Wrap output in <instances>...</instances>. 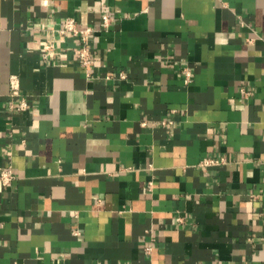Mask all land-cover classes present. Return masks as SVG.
Listing matches in <instances>:
<instances>
[{"label": "crops", "instance_id": "crops-1", "mask_svg": "<svg viewBox=\"0 0 264 264\" xmlns=\"http://www.w3.org/2000/svg\"><path fill=\"white\" fill-rule=\"evenodd\" d=\"M5 169L0 264H264V0H0Z\"/></svg>", "mask_w": 264, "mask_h": 264}, {"label": "built area", "instance_id": "built-area-1", "mask_svg": "<svg viewBox=\"0 0 264 264\" xmlns=\"http://www.w3.org/2000/svg\"><path fill=\"white\" fill-rule=\"evenodd\" d=\"M115 21V16L113 12L110 9H107L102 13L101 16V23L102 26L105 29H109L112 26V23ZM96 32L94 27L87 25L86 27L82 25L80 21L75 19L74 17H68L65 20L64 26L60 30L61 39L64 41L65 36L67 34H73L75 37H77L81 42V48L78 50V57L80 62L84 66H88L92 52L90 48V40L93 34ZM57 49L58 46L55 42V40H44L43 45L41 46V51L43 55V59L45 62H49L51 59L54 58V56L57 55ZM186 80L187 82L191 80L192 78V72L190 70H185ZM11 92L13 97H21V90H20V81L17 76L11 77ZM10 107L17 112H26L30 109V103L26 99V97H23L20 102L18 103H12ZM225 162V159H212L208 158L205 159L202 164L204 166H213V165H219ZM15 175L12 171V169H5L2 170L0 173V180L5 185H9L14 180ZM151 249H148V252H150Z\"/></svg>", "mask_w": 264, "mask_h": 264}]
</instances>
